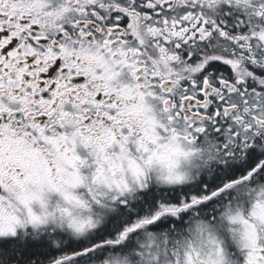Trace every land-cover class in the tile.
<instances>
[{"label": "snow or ice", "instance_id": "1", "mask_svg": "<svg viewBox=\"0 0 264 264\" xmlns=\"http://www.w3.org/2000/svg\"><path fill=\"white\" fill-rule=\"evenodd\" d=\"M0 264H264V0H0Z\"/></svg>", "mask_w": 264, "mask_h": 264}]
</instances>
